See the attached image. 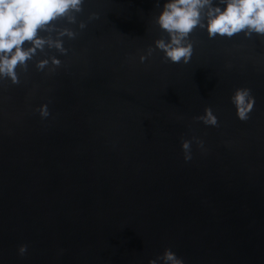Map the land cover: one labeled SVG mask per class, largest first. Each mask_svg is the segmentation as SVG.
Here are the masks:
<instances>
[{"label":"water","instance_id":"1","mask_svg":"<svg viewBox=\"0 0 264 264\" xmlns=\"http://www.w3.org/2000/svg\"><path fill=\"white\" fill-rule=\"evenodd\" d=\"M165 2L85 0L57 25L78 32L67 55L46 47L19 84L0 81V264H149L166 248L185 264H264V36L197 28L189 63L160 50L141 63L168 38L154 23ZM51 56L56 72L37 70ZM207 107L219 127L193 119ZM193 136L207 151L193 141L185 162Z\"/></svg>","mask_w":264,"mask_h":264},{"label":"clouds","instance_id":"2","mask_svg":"<svg viewBox=\"0 0 264 264\" xmlns=\"http://www.w3.org/2000/svg\"><path fill=\"white\" fill-rule=\"evenodd\" d=\"M84 3L85 0H0V81L10 80L13 85L19 84L18 69L27 73L28 62L34 60L38 52H44L46 47L67 55L63 37L75 39L78 32L69 27L58 28L57 25L60 21L76 24L77 14L83 12ZM156 7H161L159 2ZM98 18L96 13L90 17ZM154 23L167 33L168 38L155 40L154 47L149 46L147 53L140 55V62L144 63L156 50H160L164 53V62L187 64L193 55L195 42L191 37L197 28L206 29L210 39L217 36L230 39L241 33L248 39L253 34L264 36V0H166ZM86 26L84 22L79 23L81 30ZM52 33H56V38H53ZM61 65L62 61L56 56L36 62L37 70L48 69L53 73ZM231 102L239 120L250 119L256 103L250 88H237ZM35 111L39 112L42 119L51 115L47 103ZM193 119L219 127L218 117L211 107L205 108L204 115ZM193 141L201 151H207L205 141L199 137L183 139L185 162L193 159ZM28 248L27 244L20 245L18 254L25 256ZM160 261L163 264H185L184 259L178 257L171 248H166L162 256L150 260L149 264H159Z\"/></svg>","mask_w":264,"mask_h":264}]
</instances>
